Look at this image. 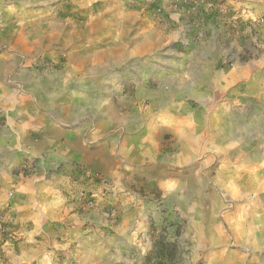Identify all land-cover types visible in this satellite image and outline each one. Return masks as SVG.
I'll list each match as a JSON object with an SVG mask.
<instances>
[{"label":"rangeland","instance_id":"rangeland-1","mask_svg":"<svg viewBox=\"0 0 264 264\" xmlns=\"http://www.w3.org/2000/svg\"><path fill=\"white\" fill-rule=\"evenodd\" d=\"M263 14L264 0H0V112L70 89L104 129L93 144L107 138L88 177L42 188L73 228L58 264H264V117L253 103L250 132L247 103L212 94L224 65L194 54L218 40L227 57L232 41L264 50ZM12 218L0 213V264H38V216Z\"/></svg>","mask_w":264,"mask_h":264},{"label":"crops","instance_id":"crops-1","mask_svg":"<svg viewBox=\"0 0 264 264\" xmlns=\"http://www.w3.org/2000/svg\"><path fill=\"white\" fill-rule=\"evenodd\" d=\"M218 37L214 33V39ZM223 46L226 47L227 44L218 40V43L213 46L212 53L196 49L194 54H200L199 65L206 70L210 66L213 67V64L224 65L219 67V71L226 77L212 80L215 82L212 92L214 99H219L222 104V98L230 96L232 103L242 105L247 103L246 108L239 115L246 116L247 122L251 120L248 127L252 132V129L262 127L260 123H257V127L255 126L256 123L250 114L253 111V103L260 108L258 110L264 117V68H260L264 66V50L244 48L238 41H232L228 46L234 50V53L227 57L224 48L219 49ZM245 52L246 57L242 58ZM225 61L229 63L225 64ZM170 84L174 86L176 83L166 85ZM179 84L194 85L192 82H179ZM199 87L204 86L200 83ZM201 91L199 89L200 95L204 94ZM72 92L68 89L60 95L45 96L41 101L43 106L39 105L37 110L34 109L36 105L31 106L29 102L26 106L16 108L17 114H13L14 108L0 112V213L4 212L7 219L13 217L14 224L11 222L10 224L14 225V229L17 227L15 223L21 222V218L25 215L38 216L39 230L42 229L44 232L40 233L38 240L33 238L37 254H39L37 255L38 264H42L43 258H46L45 264L61 263L57 259V254H60L59 249L74 246L72 239H64L63 236L64 232L72 231L73 228L63 224L61 207L55 208L56 203L59 202V196L48 194L50 196H45L44 202L40 203L43 186L52 188L53 184L55 186V183L61 181L64 174L73 175L79 182L85 170L88 177L89 170L95 167V158L105 159L100 152L103 151L104 144L107 145V138H100L97 144H93V140L96 139H92L95 132L101 133L104 129L100 130V121H97V124L92 118L90 124L89 117H83V114L80 116L77 94ZM184 94H186L185 91ZM149 96L153 98L155 93ZM166 96L164 104L167 108H172L173 89L167 91ZM173 112H175L174 108ZM178 113L184 114L181 111ZM83 118H87L85 123L81 121ZM166 119L167 125L175 127L177 121L174 118ZM102 121L110 126V120L107 117H104ZM155 127L156 125L143 134L150 145L149 148L157 145V128ZM171 132L175 133L172 130ZM107 148L111 150V147ZM9 191H13V197L7 196ZM32 197L38 200L41 207L29 208L31 206L29 200ZM55 219L56 223H52ZM50 224L54 225V230L49 227ZM51 233L53 237L50 236ZM23 243L27 242L22 240L20 245ZM51 253H53L52 256L49 255ZM71 257L65 255L66 259H70L69 261Z\"/></svg>","mask_w":264,"mask_h":264},{"label":"built area","instance_id":"built-area-1","mask_svg":"<svg viewBox=\"0 0 264 264\" xmlns=\"http://www.w3.org/2000/svg\"><path fill=\"white\" fill-rule=\"evenodd\" d=\"M260 21H264V14L262 16V18L259 19Z\"/></svg>","mask_w":264,"mask_h":264}]
</instances>
